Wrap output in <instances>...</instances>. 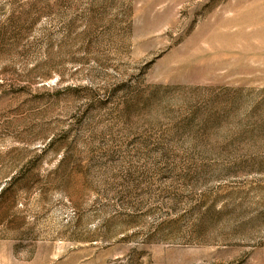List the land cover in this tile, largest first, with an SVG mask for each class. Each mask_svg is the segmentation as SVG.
Returning a JSON list of instances; mask_svg holds the SVG:
<instances>
[{
  "label": "rangeland",
  "instance_id": "rangeland-1",
  "mask_svg": "<svg viewBox=\"0 0 264 264\" xmlns=\"http://www.w3.org/2000/svg\"><path fill=\"white\" fill-rule=\"evenodd\" d=\"M0 264H264V0H0Z\"/></svg>",
  "mask_w": 264,
  "mask_h": 264
}]
</instances>
